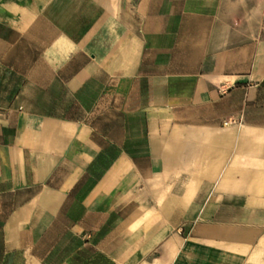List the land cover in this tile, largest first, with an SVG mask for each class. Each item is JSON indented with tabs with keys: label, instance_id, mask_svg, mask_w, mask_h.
I'll return each instance as SVG.
<instances>
[{
	"label": "crops",
	"instance_id": "obj_1",
	"mask_svg": "<svg viewBox=\"0 0 264 264\" xmlns=\"http://www.w3.org/2000/svg\"><path fill=\"white\" fill-rule=\"evenodd\" d=\"M218 3L0 0V264H264V39Z\"/></svg>",
	"mask_w": 264,
	"mask_h": 264
},
{
	"label": "rangeland",
	"instance_id": "obj_2",
	"mask_svg": "<svg viewBox=\"0 0 264 264\" xmlns=\"http://www.w3.org/2000/svg\"><path fill=\"white\" fill-rule=\"evenodd\" d=\"M215 11L219 27L242 41L264 39V0H219Z\"/></svg>",
	"mask_w": 264,
	"mask_h": 264
},
{
	"label": "built area",
	"instance_id": "obj_3",
	"mask_svg": "<svg viewBox=\"0 0 264 264\" xmlns=\"http://www.w3.org/2000/svg\"><path fill=\"white\" fill-rule=\"evenodd\" d=\"M228 123H230L229 121L228 122H225V125H228Z\"/></svg>",
	"mask_w": 264,
	"mask_h": 264
}]
</instances>
